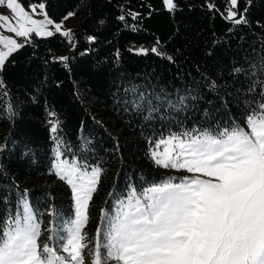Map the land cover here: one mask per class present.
<instances>
[{
    "label": "trees",
    "instance_id": "1",
    "mask_svg": "<svg viewBox=\"0 0 264 264\" xmlns=\"http://www.w3.org/2000/svg\"><path fill=\"white\" fill-rule=\"evenodd\" d=\"M18 2L77 20L70 36L20 38L0 66V231L23 197L41 230L49 205L69 212L51 171L55 147L101 170L91 236L115 199L162 178L148 154L154 139L217 133L264 111V0H173L171 11L162 0Z\"/></svg>",
    "mask_w": 264,
    "mask_h": 264
},
{
    "label": "snow or ice",
    "instance_id": "2",
    "mask_svg": "<svg viewBox=\"0 0 264 264\" xmlns=\"http://www.w3.org/2000/svg\"><path fill=\"white\" fill-rule=\"evenodd\" d=\"M163 2L169 11L175 8L173 0ZM230 3L235 7L237 0ZM7 7L16 16V23L0 15L4 22L0 27L21 37L33 31L36 35H52L45 30V23L51 24V20L32 19L18 0H8ZM235 15L229 11L227 18ZM55 27L60 31V25ZM63 34L70 36V32ZM0 43L7 48L0 51L2 66L21 45L3 36ZM259 107L264 109V103ZM245 124L246 128L234 126L217 133L194 129L159 140L151 154L156 165L213 179L165 182L147 189L143 201L133 193L127 204H120L115 216L102 210L107 254L102 257L94 251L91 264H107L110 259L116 264H264V111L249 115ZM54 168L57 177L71 186L76 206L67 235L55 237L68 256L58 255L48 244L40 248L39 224L26 210L22 222L18 216L15 227L0 231V264H83L88 249L83 228L89 220V202L101 170L82 172L66 160ZM96 231L99 235L101 229Z\"/></svg>",
    "mask_w": 264,
    "mask_h": 264
},
{
    "label": "rangeland",
    "instance_id": "3",
    "mask_svg": "<svg viewBox=\"0 0 264 264\" xmlns=\"http://www.w3.org/2000/svg\"><path fill=\"white\" fill-rule=\"evenodd\" d=\"M7 3H8V0H3V3H0V15L9 17L10 20L12 21V23L15 24L17 18L13 14L12 10L7 7ZM18 3L21 5V7L26 12L29 13V15L31 16L32 19L37 20V21L51 20L52 21L51 24L45 23V30L46 31L59 32V33L69 32L70 28L75 25L76 20H77V16L72 12H67L60 19L53 20L46 15L43 8L42 9L40 8V5H42L41 3H29V4H22L20 2H18ZM163 6L165 9H167L165 7L164 2H163ZM33 8L35 9V12L32 11ZM3 23H4L3 21H0V24H3ZM56 25H60V31H56V27H55ZM25 26L31 27V25H27V24ZM31 33L36 34L34 31ZM31 33H29V34H31ZM0 36L7 37L10 39H15L18 44L20 42V38H23L21 36H16L13 32L8 31L5 27H0ZM0 51H3V52L7 51V48L4 46V43H0ZM249 115H251V114H249ZM249 115H247L244 118V120L241 124H238L235 126H240V127L246 128L245 121L247 120ZM203 131H205V130H202L200 132H203ZM171 135L182 136V134H180V133H167L163 136H160V137L154 139L151 146L148 149V154H149V157H150L153 165L160 167L164 171L162 178L158 181L149 183V184H147V185H145L142 188L137 189V190L132 189V188L128 189L123 196L114 200L110 209L104 211L105 214H111L112 216H115L117 213V209L120 207V204L121 203L127 204L129 201V197H131L133 195V193H135L136 198H139L143 201V196H144V193L146 192L147 189H149L153 186L162 185L165 182L180 183L185 178H193V177H199L201 179H206V180L213 179L211 177L204 176L201 173H190L185 169L177 170V169H173L171 167L164 168V167H161V166H158L155 164V161L152 159V155H151L152 152L154 150H156L155 144L159 140L166 138V137H169ZM163 149H164V146L162 145L161 148L159 149V151L162 153ZM63 160L68 161L69 164L75 163L80 168V170L82 172L90 173L93 168H99V166L97 164L86 165V164L82 163L81 161H78L74 156H72V157L63 156L60 152V149L58 147H55L53 149V158L51 161V171L55 175L56 178H58V177L55 174L56 169L54 168V165L59 163L60 161H63ZM61 181L67 187L68 198H69V202H68L69 212L67 214H63L62 210H59V212H56L57 210H54V207L53 206L51 207L49 205L48 208L46 209V212L48 213V216L45 217L46 218V228L43 230H41V228H40L41 234L37 239H38V245L40 246L41 249H42L44 244H48L50 247H53V249L56 251V253L58 255H61L63 257H67L68 254L64 253L62 251L63 243L61 241L55 239V237H57L58 235H63V236L67 235V229H68V227L71 226V221L75 219L76 206H75V201H74L71 186L69 184H67L64 180H61ZM46 183L51 184V182H46ZM132 202L135 203L134 200ZM26 210L30 212V214L33 217V220L35 221V223L39 224V227H40V224L42 222V217L41 218L36 217L33 209L31 208V206L29 204L28 198L23 197L19 201V210H18L17 214L13 217L12 221L5 228L4 231L9 230L10 227H15V224L13 222L16 220V218L18 216L21 218V222H22V218H23ZM85 227L83 228V232L87 234L88 239L86 242L88 243V249H86L84 252L83 264H91V261L93 258L92 253L94 251L98 250L102 257L107 254V250L105 248V240H104L105 223H104V220L102 219V214H101V218H100L99 222L96 224V228L94 229V232L91 236L89 233H87L85 231ZM98 227L101 229V232L99 235H97V231H96ZM49 229H52V231H49ZM49 236L54 237V239L49 240L48 239ZM73 264H75V262H73ZM107 264H116V261L110 259V260H108Z\"/></svg>",
    "mask_w": 264,
    "mask_h": 264
}]
</instances>
